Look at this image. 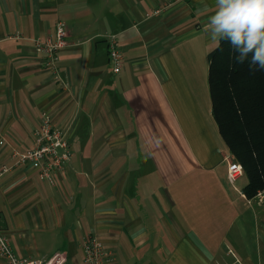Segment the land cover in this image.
Segmentation results:
<instances>
[{
  "label": "crops",
  "instance_id": "crops-1",
  "mask_svg": "<svg viewBox=\"0 0 264 264\" xmlns=\"http://www.w3.org/2000/svg\"><path fill=\"white\" fill-rule=\"evenodd\" d=\"M215 4L0 0V139L29 149L46 110L72 152L55 185L28 166L0 175V229L8 237L22 229L12 226L25 228L28 211L40 228L63 227L62 244L40 259L25 251L22 234L18 257L46 261L63 252L67 264H84L81 243L92 235L109 264H264V191L246 199L244 174L228 185L235 159L212 112L207 55L218 44L204 27ZM58 22L68 34L54 63L59 76L32 43ZM110 35L121 52L118 73L108 59ZM9 156L10 146H0V171L13 166ZM150 232L152 244L143 241ZM129 242L138 243L136 258Z\"/></svg>",
  "mask_w": 264,
  "mask_h": 264
},
{
  "label": "trees",
  "instance_id": "trees-1",
  "mask_svg": "<svg viewBox=\"0 0 264 264\" xmlns=\"http://www.w3.org/2000/svg\"><path fill=\"white\" fill-rule=\"evenodd\" d=\"M213 116L247 183L246 199L264 191V71L238 64L227 42L207 55Z\"/></svg>",
  "mask_w": 264,
  "mask_h": 264
},
{
  "label": "built area",
  "instance_id": "built-area-1",
  "mask_svg": "<svg viewBox=\"0 0 264 264\" xmlns=\"http://www.w3.org/2000/svg\"><path fill=\"white\" fill-rule=\"evenodd\" d=\"M67 37L66 25L58 22L52 35L32 40L34 50L43 55L46 65H51L57 76H59V72L54 63L58 60L59 50L68 45ZM107 49L113 71L118 73L122 65V58L114 35L108 37ZM63 86L67 87V84L63 83ZM31 140L32 146L20 152L3 137L0 139L1 147L10 146L9 157L13 161V166L6 164L1 166L0 175L8 173L16 166H28L37 172L40 181L55 185L54 174L65 169L71 159L68 134L57 128L49 112L43 110L39 123L32 132ZM242 175L243 170L240 164L235 161L228 162L226 180L231 186L234 187ZM82 254L84 264H109L113 260L102 241L96 236L84 239ZM0 264H67V258L63 252L55 253L46 261L20 258L12 250L7 234L0 229ZM235 264H238V261Z\"/></svg>",
  "mask_w": 264,
  "mask_h": 264
},
{
  "label": "clouds",
  "instance_id": "clouds-1",
  "mask_svg": "<svg viewBox=\"0 0 264 264\" xmlns=\"http://www.w3.org/2000/svg\"><path fill=\"white\" fill-rule=\"evenodd\" d=\"M215 8L204 27L210 40L227 42L236 63L264 71V0H216Z\"/></svg>",
  "mask_w": 264,
  "mask_h": 264
},
{
  "label": "rangeland",
  "instance_id": "rangeland-1",
  "mask_svg": "<svg viewBox=\"0 0 264 264\" xmlns=\"http://www.w3.org/2000/svg\"><path fill=\"white\" fill-rule=\"evenodd\" d=\"M205 80H206V77H205ZM71 154H72V152H71ZM146 171H148V173L151 174L152 176H157L156 171L154 170L153 167H147ZM242 181H243V179L241 180V182ZM228 185L230 186L229 183H228ZM88 197L86 195L85 202L88 201ZM23 215H24L23 223H25V225H24L25 228L24 227L16 228L15 226H12L13 229H21V228L22 229H21V231H16L14 236L8 237L10 244H12V246H11L12 250L14 249V247H16L14 245L19 244V239L21 238L20 236L22 234H24L23 235V239H24L23 248L29 254V256L33 259L43 258L45 253H47L48 251H51V253H53L59 247V245L62 244V242L64 241L63 227H60V225H59V229H53L50 226H47L46 228H40V226H39L40 222L39 223L35 222L34 217H33V213L31 211H28V213H23ZM53 216L54 215L52 213H50V215H48L49 218H53ZM67 223L70 224L69 219H67ZM155 233L158 234L157 232H155ZM151 234H152V232L146 233L143 241H149V244H152ZM90 236H92V235H89L87 237H90ZM155 240H157L158 244L159 243H160V245L163 244L162 243V235H160V236L158 235ZM81 244H83V242ZM129 244L131 247L129 257L130 258H136L135 252L138 249V247H137L138 243L129 242ZM16 249H17V247H16ZM107 252L109 253L108 250H107ZM119 254H120L119 256L121 258H123L121 252ZM159 255H161V253ZM122 264H130V263L126 262V263H122Z\"/></svg>",
  "mask_w": 264,
  "mask_h": 264
}]
</instances>
